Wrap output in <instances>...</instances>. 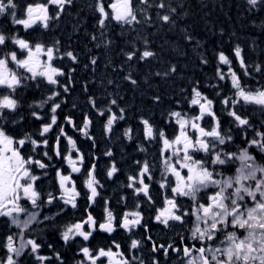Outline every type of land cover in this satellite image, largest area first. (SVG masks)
Wrapping results in <instances>:
<instances>
[{
  "label": "snow or ice",
  "instance_id": "snow-or-ice-1",
  "mask_svg": "<svg viewBox=\"0 0 264 264\" xmlns=\"http://www.w3.org/2000/svg\"><path fill=\"white\" fill-rule=\"evenodd\" d=\"M244 2L249 14L264 12V0ZM76 8V0H0L10 24L0 27V264H264V49L255 60L239 43L198 53L205 76L174 90L167 107L152 91L151 114L122 103L119 82L107 79L101 100L88 80V110L77 120L78 105L65 108L80 55L49 39ZM182 8L87 0L73 25L91 45L84 70L99 67L93 48L108 56L113 35L131 36L119 67L111 57L104 67L140 88L134 69L161 62L145 31L177 28ZM179 31L202 47L187 27ZM177 77L168 63L142 83ZM47 229L55 242L40 236Z\"/></svg>",
  "mask_w": 264,
  "mask_h": 264
},
{
  "label": "trees",
  "instance_id": "trees-1",
  "mask_svg": "<svg viewBox=\"0 0 264 264\" xmlns=\"http://www.w3.org/2000/svg\"><path fill=\"white\" fill-rule=\"evenodd\" d=\"M82 2L85 1L76 0L77 8L73 10V14L64 17L59 27L49 37V39H61L65 46L71 43L72 47L79 54L88 53V48L91 47V45L87 44V39L84 37L83 32H76L73 29V25L77 19L76 13L83 7ZM20 3L21 6H23L24 0H20ZM171 3L173 6L182 4L183 8L180 9V11L182 13H187V15H184L182 18H178L179 26L175 29L167 26L164 28L154 26L152 29L145 31V34L148 35L149 40L152 42V47L161 58V62L136 67L134 69V75L141 81V87L133 90L124 82V89L120 90V94L124 96V101L122 102L131 105V111L133 112H135L137 108L142 107L146 114H151L149 111L151 106L148 102L147 95L154 90H159L165 95V107H167V97L172 95L174 90L178 91L179 87L186 84L188 79L197 76L203 78L205 73L201 72L198 66V53L207 52L208 55L211 56L212 51L218 46L227 50L232 45L239 43L249 51V55L255 60L261 55V49H264V12L249 14L246 11L244 0H171ZM80 17L86 18V11L80 13ZM5 26L10 27V24L5 22L3 17H0V27ZM179 27H187V30L192 33L194 41L199 40L202 47L200 49H195L193 45L186 44L182 33L179 31ZM118 31L119 30H117V33ZM221 32L223 36L220 35ZM152 33H155V35H152ZM233 33L235 35H233ZM69 36L72 37L71 40L68 39ZM113 39L116 43L112 46L108 55L111 57L112 62L119 67L122 57L118 56L117 53L121 47L126 46V41H131L132 37H122L116 34L113 35ZM253 41H255V45L259 46L255 51H252L254 46ZM98 52L103 53V50H99ZM81 61L86 63L87 57L81 58ZM168 63L177 65L180 70V76H182L183 79L177 77L174 81L165 82L159 78H152L149 80L151 87L142 83L149 72H154L156 70L162 71ZM86 71L92 73L90 70ZM77 74L80 83L75 87L68 98V105L65 108V113L72 112V104L75 103L78 107L75 109L74 115L77 120H79L81 110H88V94L83 92L82 86L89 78L86 79L85 72L79 71ZM207 75H211L210 68ZM110 78H112V76ZM89 89L90 94H94L97 97L96 84H89ZM31 99L32 97L28 95L26 102H31ZM152 111H155L156 117L159 118L161 109H152ZM256 119H259V117L257 116ZM95 132L96 135H99L97 136L99 139L101 133H99L97 126L95 127ZM113 146L118 153L117 159L120 160V149H118L116 145ZM101 151H103V145H101ZM131 154V148H126L123 153L125 158ZM126 162L125 160V163ZM123 179L124 177L122 176L121 180ZM97 211H99V209H97ZM40 236L45 241L55 242V233L51 229L41 232ZM61 251H63V249H61ZM66 255L71 256L72 253L68 252ZM69 264H71V262H69Z\"/></svg>",
  "mask_w": 264,
  "mask_h": 264
},
{
  "label": "rangeland",
  "instance_id": "rangeland-1",
  "mask_svg": "<svg viewBox=\"0 0 264 264\" xmlns=\"http://www.w3.org/2000/svg\"><path fill=\"white\" fill-rule=\"evenodd\" d=\"M98 51L93 48V53H95V54H97V55L100 56L99 67H98L96 73L95 74L88 73L86 70H84V68H83L84 62H82V61H81V66H82L81 71L86 73V79L89 78V80H93V81L95 80V82H96L95 84H96V87H97V91H96L97 98H99V99L102 100L103 99V96L105 95L104 85H106L107 79H109L112 76L111 79H113L114 81H117V82H119L121 84V87L119 89V92H120V90L124 86V81L120 80L119 79V76H118V73L112 72L111 68H105L104 67L105 63L108 62V59H109L110 56L109 55L108 56H105L104 53H101V52H98ZM79 55H80L81 58H86L87 55H88V53H83V54H79ZM113 64H114V62H113ZM126 70H127V68H126ZM79 79H80V77H79ZM102 81H103V84H102ZM108 90L109 91L115 90V85L109 86V89ZM97 125L99 127L98 128L99 133H101L100 125L99 124H97ZM118 146L121 147L120 144H118Z\"/></svg>",
  "mask_w": 264,
  "mask_h": 264
}]
</instances>
